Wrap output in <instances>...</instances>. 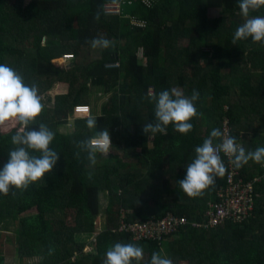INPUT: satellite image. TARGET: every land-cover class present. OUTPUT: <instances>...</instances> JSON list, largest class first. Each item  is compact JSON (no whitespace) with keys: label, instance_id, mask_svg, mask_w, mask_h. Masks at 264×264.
Listing matches in <instances>:
<instances>
[{"label":"trees","instance_id":"16d2710c","mask_svg":"<svg viewBox=\"0 0 264 264\" xmlns=\"http://www.w3.org/2000/svg\"><path fill=\"white\" fill-rule=\"evenodd\" d=\"M117 1L0 0V64L38 86L44 108L30 127L46 124L55 133L50 147L60 155L40 181L0 194V264L6 259V233L18 240L20 264H102L107 249L118 242L141 246L140 264H149L153 252L173 264H264V180L256 186L254 217L244 224L180 230L163 248L133 242L120 231L122 220L160 219L167 213L201 218L227 186L229 160L221 154L227 171L202 196L188 197L178 181L195 148L212 129L222 130L224 120L246 150L264 146V44L249 38L233 45L245 19L239 0H153L150 7L138 0L125 6L129 15L106 16L103 6ZM250 15L264 16V6ZM131 17L145 25L138 27ZM98 36L112 45L92 59L88 41ZM63 54L75 57L68 67L53 63ZM115 62L120 66L108 67ZM57 83L68 85V91L52 96L48 92ZM173 89L185 96L199 92L200 115L190 121L192 130L181 134L169 124L165 134H144L143 125L155 122L151 94ZM78 105L90 106V115L62 131ZM89 117L97 119L95 129L87 127ZM103 129L109 131L110 150L121 155L97 153L90 166L77 142ZM18 130L14 119L0 125V167ZM234 169L246 180L264 175V165L252 161Z\"/></svg>","mask_w":264,"mask_h":264},{"label":"clouds","instance_id":"9594fccd","mask_svg":"<svg viewBox=\"0 0 264 264\" xmlns=\"http://www.w3.org/2000/svg\"><path fill=\"white\" fill-rule=\"evenodd\" d=\"M238 6L245 19L235 30L233 45L249 38L253 43L264 44V16L250 15L264 6V0H239ZM126 14L124 8L122 15L112 17H125ZM88 43L93 49H107L112 45V41L104 36L93 38ZM139 55L142 57L141 53ZM72 58L75 59L74 56ZM38 93L36 84L29 86L16 69L0 64V125L10 119L19 124V130L11 137L15 147L9 151L7 161L0 167V194L7 195L11 186L27 189L30 184L40 181L46 173L51 172L60 159V155L50 147L55 133L44 123H40L38 128L30 127L44 108ZM198 99L199 92L195 89L191 96H185L175 89L151 94L150 100L155 105V122L144 124L142 132L165 134L167 126L172 124L175 131L187 134L193 128L190 121L200 115L195 103ZM86 124L89 129H95L97 119L89 117ZM77 147L88 153L90 166H94L97 153L105 156L109 154L112 147L109 131L98 130L90 138L78 141ZM194 151L195 157L187 165L184 178L178 181L180 189L190 198L202 196L204 190L215 185L217 177L226 173L221 153L231 158L230 163L235 168H241L249 161L264 165V146L246 150L236 142L235 137L218 128L212 129ZM32 152L40 155H32ZM76 155L79 156V153ZM49 251L51 253L52 250ZM143 258L144 249L141 246L118 242L107 249L102 264H140ZM149 264H173V261L160 252H153Z\"/></svg>","mask_w":264,"mask_h":264},{"label":"built area","instance_id":"2783aa9c","mask_svg":"<svg viewBox=\"0 0 264 264\" xmlns=\"http://www.w3.org/2000/svg\"><path fill=\"white\" fill-rule=\"evenodd\" d=\"M138 0H118L115 3H106L104 5V14L108 17L119 16L124 13L125 6H132ZM146 7H150L153 0H139ZM129 14H126L127 16ZM138 27H143L144 22H139L136 17H131ZM73 56L66 54L61 59L64 62L71 61ZM118 62L108 64V67H118ZM91 108L88 105L75 106L73 115L75 118H83L89 116ZM222 131L228 135L232 132L228 120H224ZM223 154V153H221ZM224 155V154H223ZM225 156V155H224ZM227 157V156H225ZM227 167L229 173L227 176V186L219 190L217 199L208 203L205 211L198 220H190L185 216H176L167 213L160 219L151 218L146 221H137L127 223L124 220L119 225L120 231L130 236L133 242H153L161 245L167 238L175 236L180 230L189 228L199 231H211L222 227L228 223L244 224L254 217L256 200L260 196L256 190V186L264 180L263 176H256L251 180H246L239 171L234 169L230 163V157ZM121 219H124L121 217Z\"/></svg>","mask_w":264,"mask_h":264},{"label":"rangeland","instance_id":"374dc122","mask_svg":"<svg viewBox=\"0 0 264 264\" xmlns=\"http://www.w3.org/2000/svg\"><path fill=\"white\" fill-rule=\"evenodd\" d=\"M126 9H127L126 10L127 13H131L130 8H126ZM219 15L220 14L217 11L216 12V16H219ZM90 48H91V56H92V59H97L98 57H100V55H99L100 48H97L99 51L96 50V49H93L92 47H90ZM80 52H81V50H80ZM80 52H78V53H80ZM71 60H73V59H71ZM53 63H56L58 65H65V67H68V65L71 63V61L64 62L62 59H56V60L53 61ZM67 91H68V85H65L64 83H57V84H55L53 86V88L48 93H51L52 96H55V95H58V94H61V93H66ZM98 97L102 98L101 96H98ZM102 102H105V100L103 99ZM74 120H76V119L73 116L70 119V121H69L70 122L69 125L68 126H64V127H61V130L62 131H70V130H72L73 129L72 126H73ZM112 152L113 153L116 152V153H118V154L121 155V152L120 151L109 150V154H111ZM34 212L35 211H33V213ZM102 212L103 211L101 210V213H100V215H99V217L97 219L99 221L100 225L102 223V220L104 219V217H102ZM121 217H123V215H121ZM135 222H137V221H135ZM17 243H18V240L14 239V237L12 236L11 233H6L5 239H4V243L2 244L3 255L6 258L5 259V264H20V261H19V259L16 256V248L18 247L17 246ZM90 250H91V247L88 246L85 251H90ZM32 262H33V260L29 261L30 264H32ZM179 264H187V263L181 262Z\"/></svg>","mask_w":264,"mask_h":264},{"label":"crops","instance_id":"0c3cea01","mask_svg":"<svg viewBox=\"0 0 264 264\" xmlns=\"http://www.w3.org/2000/svg\"><path fill=\"white\" fill-rule=\"evenodd\" d=\"M179 91H180V90H179ZM149 146L152 147V142H150ZM107 156H108V155H107ZM102 201H103V205L106 204V198H105V196H103ZM170 241H171V240H170ZM166 242H167V241H166ZM163 243H164V242H163ZM163 243H162L161 245H159L161 248H163ZM168 243H169V242H168Z\"/></svg>","mask_w":264,"mask_h":264},{"label":"bare ground","instance_id":"6f19581e","mask_svg":"<svg viewBox=\"0 0 264 264\" xmlns=\"http://www.w3.org/2000/svg\"><path fill=\"white\" fill-rule=\"evenodd\" d=\"M71 56V55H70Z\"/></svg>","mask_w":264,"mask_h":264}]
</instances>
